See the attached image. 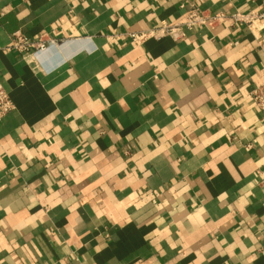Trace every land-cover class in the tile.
Returning <instances> with one entry per match:
<instances>
[{"label":"crops","instance_id":"obj_1","mask_svg":"<svg viewBox=\"0 0 264 264\" xmlns=\"http://www.w3.org/2000/svg\"><path fill=\"white\" fill-rule=\"evenodd\" d=\"M263 5L0 0V264H264V26L133 38Z\"/></svg>","mask_w":264,"mask_h":264},{"label":"built area","instance_id":"obj_2","mask_svg":"<svg viewBox=\"0 0 264 264\" xmlns=\"http://www.w3.org/2000/svg\"><path fill=\"white\" fill-rule=\"evenodd\" d=\"M225 18H229L233 24L246 27L249 31L254 34L260 30L259 25L264 26V5L260 9H252L249 11H231L230 13L219 12L212 13L207 9L201 7H189L185 11L184 23L167 24L162 23L159 29L145 31L134 35L135 41L145 40L148 37H157L161 35H170L176 29L182 25L187 28H195L199 25H205L211 28H215ZM61 43V40L56 39L49 33H41L37 38L31 39L29 36L17 32L14 34L11 46L21 53H37L45 51L51 47H55ZM254 103L257 109L264 117V81L256 86L252 93ZM14 108L12 99L0 81V118L9 113Z\"/></svg>","mask_w":264,"mask_h":264}]
</instances>
